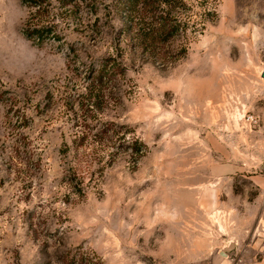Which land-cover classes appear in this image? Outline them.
Listing matches in <instances>:
<instances>
[{"label": "rangeland", "instance_id": "1", "mask_svg": "<svg viewBox=\"0 0 264 264\" xmlns=\"http://www.w3.org/2000/svg\"><path fill=\"white\" fill-rule=\"evenodd\" d=\"M179 1L186 33L164 51L182 54L126 45L99 83L117 0H79L76 21L58 18L62 41L41 45L23 35L25 3L0 0V264H245L255 251L264 0ZM77 161L95 170L80 193Z\"/></svg>", "mask_w": 264, "mask_h": 264}, {"label": "trees", "instance_id": "2", "mask_svg": "<svg viewBox=\"0 0 264 264\" xmlns=\"http://www.w3.org/2000/svg\"><path fill=\"white\" fill-rule=\"evenodd\" d=\"M29 9V18L23 25V35L35 45H41L45 41L52 40L61 42L62 38L58 31V23L61 21H76L75 14L79 0H22ZM89 3L93 4L91 0ZM174 2L179 0H117V10L123 22L121 28L116 32L115 55L112 53L106 61L112 62L110 66L99 65L97 81L99 83L109 81L116 74L117 67L123 63L122 53L126 52L125 46L129 45L133 54H147L157 56L159 60H175L181 54L170 52L169 57L164 51L166 43H170L181 33H186V20H181L180 12L172 10ZM181 4V3H180ZM93 6V5H92ZM65 23V22H64ZM77 25V23H76ZM94 32V30H92ZM98 33V29L95 31ZM123 35V36H121ZM119 37V38H118ZM94 38V37H92ZM123 42V43H122ZM122 46H121V45ZM69 51H73L69 48ZM163 58V59H162ZM95 73V71H94ZM106 127L100 133H107ZM93 137H100L94 134ZM86 134L75 137L79 143L84 142ZM133 152L139 155L144 145L136 138L133 140ZM92 164L84 165L81 161L73 163L69 167L70 183L73 190L82 192L84 177L93 180L95 170H91Z\"/></svg>", "mask_w": 264, "mask_h": 264}, {"label": "crops", "instance_id": "3", "mask_svg": "<svg viewBox=\"0 0 264 264\" xmlns=\"http://www.w3.org/2000/svg\"><path fill=\"white\" fill-rule=\"evenodd\" d=\"M252 182L256 189L254 203L257 211L258 229L250 244L255 248V251L246 254L245 264H264V171L253 176ZM251 254L253 255L251 256Z\"/></svg>", "mask_w": 264, "mask_h": 264}, {"label": "water", "instance_id": "4", "mask_svg": "<svg viewBox=\"0 0 264 264\" xmlns=\"http://www.w3.org/2000/svg\"><path fill=\"white\" fill-rule=\"evenodd\" d=\"M262 77H264V73H262ZM234 247V243L230 242L226 247H224V251H221L220 254L222 256H225V251H230L231 249H233Z\"/></svg>", "mask_w": 264, "mask_h": 264}, {"label": "built area", "instance_id": "5", "mask_svg": "<svg viewBox=\"0 0 264 264\" xmlns=\"http://www.w3.org/2000/svg\"><path fill=\"white\" fill-rule=\"evenodd\" d=\"M251 120H253V116L248 117V121H251Z\"/></svg>", "mask_w": 264, "mask_h": 264}, {"label": "bare ground", "instance_id": "6", "mask_svg": "<svg viewBox=\"0 0 264 264\" xmlns=\"http://www.w3.org/2000/svg\"><path fill=\"white\" fill-rule=\"evenodd\" d=\"M226 255V254H225Z\"/></svg>", "mask_w": 264, "mask_h": 264}]
</instances>
